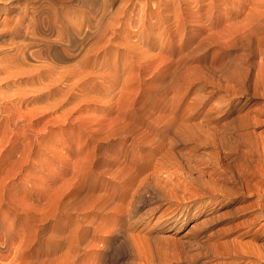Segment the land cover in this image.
Masks as SVG:
<instances>
[{"label": "rangeland", "instance_id": "374dc122", "mask_svg": "<svg viewBox=\"0 0 264 264\" xmlns=\"http://www.w3.org/2000/svg\"><path fill=\"white\" fill-rule=\"evenodd\" d=\"M88 2L62 14L76 20ZM8 3L0 20L16 12ZM236 7L116 0L99 47L55 62L37 44L19 68L55 63L72 78L53 86L59 72L35 84L0 73V264H228L218 243L233 239L264 256V218L250 221L257 195L231 206L198 195L200 184L242 190L220 173L264 174V82L253 75L262 59L228 52L206 29L198 37L211 14ZM13 52L1 43L0 62ZM245 54L248 79L234 93L228 75ZM19 89L28 90L11 96Z\"/></svg>", "mask_w": 264, "mask_h": 264}, {"label": "bare ground", "instance_id": "6f19581e", "mask_svg": "<svg viewBox=\"0 0 264 264\" xmlns=\"http://www.w3.org/2000/svg\"><path fill=\"white\" fill-rule=\"evenodd\" d=\"M7 1L9 2L8 4L10 5L11 9H14L12 11H16V12L7 19L0 20V45L1 43L6 42L10 44L12 50H14L15 52L12 53L11 57L7 58V62L4 63L0 62L1 64L0 73L3 70L9 71V74H14V75L17 74L22 75L23 73L26 75V73H28L30 74V76L28 74L27 75L29 78H31L30 81L33 84L37 82H41L43 79L44 80L50 79L52 72L54 73L59 72L57 75L52 74L55 75V77L51 78L54 81L53 86H55L54 84H57L56 81L64 82L66 79H70L73 76L70 72L71 71L69 69L70 67L68 68L66 66V68H62L61 70H59L58 65L56 66L55 63L46 64L42 62L38 64L36 67L33 66L27 70H20L21 67H23L25 59L27 57L33 58L34 54H36L33 50H31V48L34 45L37 44L45 45L44 49L40 53L41 58L48 57L54 60L55 62L66 61L72 57L77 56V53H79L81 49H84V47H89L88 44L90 42H91L90 45H92L91 49L99 47L98 41L100 37L98 39V34H100L101 32L99 30L100 29L99 26L102 25L101 22L103 20L106 21L107 18L111 19L112 17H114L116 13L115 10L113 9V5L115 4L116 0H97L95 2L89 0V2L85 4L86 8L81 9V13L79 14V16H77L76 20L67 19L64 16V14H62L61 10L66 5H69L75 1H81L85 3L86 0H7ZM235 1H237L236 8L233 9L229 8L225 10L222 9L221 11L219 10V13L215 14V16L213 14L209 16L208 24L206 26L199 25L198 37H200L202 33L205 31L204 29H206L210 31V34L214 33L218 35L217 38L220 45L225 48L228 47V49H230L228 50V52L232 51L233 49L245 48L249 50L250 55L253 56L260 55L263 62L262 61L258 62L259 72L258 74L256 73L253 75L257 80H261V82H264V0H235ZM4 7L5 4H2V0H1L0 9L1 8L4 9ZM200 13H202V11H200ZM107 21H108L107 23L109 24L108 26L112 28V33H115V29H113L112 20H107ZM87 49L90 50L89 48ZM88 50L86 52H89ZM94 50L93 53H96V50L95 52ZM82 52L83 51H81L80 53ZM86 52L84 55L81 56V58H79L78 62L76 61V64L78 63L79 66H81V63H83ZM246 55L247 54L242 56L244 62L237 65L234 69V72L228 75V79L232 81L231 87L234 88V93H239V94L242 93L243 83L244 81H246V79H248L243 74L244 65L247 63ZM44 61L46 60L44 59ZM16 68L17 69L20 68V69L16 70ZM33 71L35 73H33ZM82 73L79 75L80 79L86 76L85 74ZM75 75H77V73ZM49 85L50 83H45L44 87L48 88ZM57 86L58 85H56V87ZM38 88L40 87L35 86L32 89L30 88V90L35 91L38 90ZM27 90L28 89L16 90L13 94H11V96L19 92L20 93L27 92ZM9 92L11 93L10 90ZM253 92H255V89ZM9 95L6 94V96ZM260 121H261L260 118L256 116H252V122L254 124H257ZM257 153L260 158L263 157V150L260 149L259 146L257 147ZM249 175L250 174H246V173H239L237 175H232L229 174L228 171L225 173H220L218 179L220 182H222V184L231 183V182H232L231 184L236 183L239 184L240 187L242 186V190L241 191H237V190L233 191L231 189L229 190L224 187V184L223 186L220 187L219 186L215 188L210 187L207 189L206 187L200 184V188H202L205 191L201 193L198 192V195L201 196L202 193L204 194L205 192L209 193L210 195L216 197L215 200L216 203L218 204L223 203V205H230V206L245 202L247 199H249V197H253V195L254 196L257 195V198L254 200L252 205L256 206L255 208L256 211L258 209H261V211L258 212V214H256L255 216H253L250 220L251 223L256 222L257 220L259 219L261 220L264 218V203H263L264 174L261 173L260 178L256 182L254 181L252 182L249 178ZM198 191H200V189ZM235 208L239 212L240 208L242 207L240 205L239 206L237 205ZM237 216L240 215L238 214ZM218 244L223 248L221 254L228 255L230 258L233 259V261L228 262V264H235L239 262L244 264H250V262H257L259 261L257 259L264 257L262 254H260V252L255 251L245 246L244 244L238 243L234 239L220 242Z\"/></svg>", "mask_w": 264, "mask_h": 264}]
</instances>
